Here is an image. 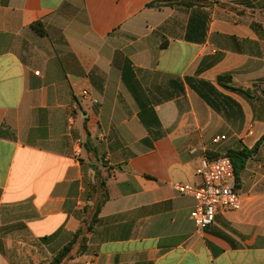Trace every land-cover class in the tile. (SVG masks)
Segmentation results:
<instances>
[{"label":"crops","instance_id":"0c3cea01","mask_svg":"<svg viewBox=\"0 0 264 264\" xmlns=\"http://www.w3.org/2000/svg\"><path fill=\"white\" fill-rule=\"evenodd\" d=\"M161 1L0 0V264H47L102 179L66 264H264V0ZM243 149L241 209L197 231L174 185Z\"/></svg>","mask_w":264,"mask_h":264},{"label":"built area","instance_id":"2783aa9c","mask_svg":"<svg viewBox=\"0 0 264 264\" xmlns=\"http://www.w3.org/2000/svg\"><path fill=\"white\" fill-rule=\"evenodd\" d=\"M82 94L88 96L89 93L83 91ZM224 139L225 137H217L213 142L218 143ZM196 175L202 180L200 186L175 184L174 188L179 193L194 198L195 206L191 217L197 231L203 232L213 225L219 211H239L242 205L235 187V168L229 156L204 159L196 169Z\"/></svg>","mask_w":264,"mask_h":264},{"label":"trees","instance_id":"16d2710c","mask_svg":"<svg viewBox=\"0 0 264 264\" xmlns=\"http://www.w3.org/2000/svg\"><path fill=\"white\" fill-rule=\"evenodd\" d=\"M160 2V1H159ZM158 2V3H159ZM186 3L189 5H200L202 4L199 0H163L161 3L163 4H175V3ZM40 34H44V31L41 28L40 24L32 25ZM229 80L228 76H222L219 78L220 82ZM85 147L88 150H94L91 145L89 135L85 142ZM254 150L243 149L241 151H228L227 156L233 162L235 168L236 178L238 177L243 170L247 160L253 155ZM218 155L217 157H219ZM95 191L98 193V199L95 202V207L91 213L90 218L83 222L82 227L73 235L71 241L65 245L56 255L52 257V259L47 264H66L69 260L74 259L78 255L84 254L87 251V243L89 241V236L93 231L95 225L99 221V213L104 206L108 195L106 191V183L105 179L99 181V183L95 186Z\"/></svg>","mask_w":264,"mask_h":264}]
</instances>
